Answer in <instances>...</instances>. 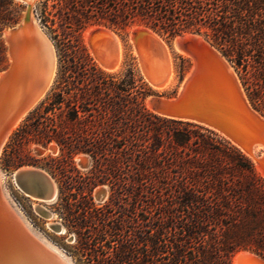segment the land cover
<instances>
[{"label":"trees","instance_id":"obj_1","mask_svg":"<svg viewBox=\"0 0 264 264\" xmlns=\"http://www.w3.org/2000/svg\"><path fill=\"white\" fill-rule=\"evenodd\" d=\"M17 14L13 0H0V36L17 21ZM40 17L44 24L58 22L57 27L48 28L55 37L62 36L57 41L63 62L61 82L95 83L90 93L74 95L68 119L95 124L101 118L111 121L105 125L98 121L94 126L99 128L87 137L76 136L69 145L95 156L116 143L117 137L123 141L121 157L128 168L122 171L118 186L124 198L133 200L134 217L125 219L124 228H112L108 238L104 230L92 236L97 245L93 251H102L96 263L231 264L238 250H250L264 259V179L251 162L235 147L216 143L203 133L173 130L169 136L175 149L172 154L178 156L177 148L190 154L175 157L178 173L168 180L159 178L157 158L165 151L161 134L152 130L136 134L138 118L161 120L144 111L143 85L133 94L134 80L128 71V80L114 85L112 96L103 100L100 77L80 41L81 30L93 24L124 29L141 22L167 37L201 33L256 77L253 96L264 102V0H42ZM4 61L0 39V69ZM61 101L58 93L44 108L51 110ZM119 120L124 131L114 134L110 129L118 127ZM132 166L136 171H131Z\"/></svg>","mask_w":264,"mask_h":264},{"label":"rangeland","instance_id":"obj_2","mask_svg":"<svg viewBox=\"0 0 264 264\" xmlns=\"http://www.w3.org/2000/svg\"><path fill=\"white\" fill-rule=\"evenodd\" d=\"M41 1L42 0H34L31 3V12L37 20L38 25L54 46L56 53L55 74L46 94L24 115L19 124L12 129L4 140L0 150V188L7 200L10 201L9 203L12 204L13 209L17 210V212H15L22 216L20 217L24 219V222L26 221L25 223L28 224L27 226H29L37 237L43 239L56 249L59 254L63 255L68 263L97 264V260L102 258V251H93V249H96L95 246L97 245L93 241L92 236L98 231L104 230L107 231L106 238H108L110 236L109 233L112 232V228H115V226L124 228L125 219H130L131 216L134 217L131 206L133 200L131 197L127 199L124 198L125 195L118 186V183L122 181V171H124V168H128L124 162L125 160L121 157V154H123V152H121V143L123 141H119L121 138L117 137L116 143H113V145L108 148L106 147L105 150H102L101 153H97L95 156L83 150L73 149L72 145H69L78 135L87 137V134L90 133L91 130H94L98 121L101 122L102 125L111 123V121L101 118L100 120H96L97 122L95 124V122H79L80 120L70 121L68 119L71 111L69 107L73 104L74 95L76 93L79 94L81 91L90 93L95 83L85 81L84 84H77L74 82L64 85V83L61 82L63 62L60 57V46L57 45V41L62 36L58 35L55 37L54 32L48 28V26L52 28L57 27L58 22L56 20L53 25L51 22L44 24L40 21ZM13 3L18 10L17 21L10 26H6L1 32L0 39L5 47V61L0 72L5 70L11 62L7 53V42L4 40L3 36L4 31L23 18L24 11L28 5L26 0H13ZM100 25L105 26L102 24H93L83 28L80 32V41L87 54L88 63L94 66L100 77L98 80L99 84L104 88V90L101 91L103 100L112 96L114 89H116L115 87H117L114 85H119L121 82H126L128 80V71H130L132 72L134 80L131 92L134 94L137 87L142 84L146 91L142 99V106L144 111L154 114L147 106V97L150 94H158L166 98L174 97L179 83L190 68V59L181 55H176V58H174L176 84L166 91L157 92L145 81L138 59L133 54V44L130 40V29L134 25L151 28L141 22H136L124 29L105 26L115 32L120 37L121 41H123L122 43L124 45V58L121 67L116 72L108 73L99 68L90 51L88 42H85L83 37V32L87 27ZM151 30L168 44H170L174 37H167L166 34H161L153 29ZM185 33L188 32L181 34ZM57 34H60L59 29H57ZM198 34L209 42L231 65L251 107L264 118V102L258 99V97L255 98L253 96V92L258 88L256 77L252 75L250 71L246 73L243 66L237 64L234 56L226 55L224 50L217 44H214L210 38L201 33ZM67 79L70 82L72 81L70 77ZM77 86L81 89L77 90ZM120 86L123 87L124 84ZM58 93H60L62 97L61 103L51 110H46L44 107L47 106L48 103L54 99V95ZM66 104H69V106L67 107ZM128 105H131V103ZM138 117L139 116H136V118ZM158 117L161 120H155L154 118H143L142 120L138 118L139 123H137L140 125L136 128V134H140L142 130L157 131L161 134V143L165 151L157 158L156 172L159 178L163 177L168 180L176 174L174 172L178 173L180 171L174 161L176 157L175 153L172 154L175 149L173 150L170 146L171 144H169V136L173 130L182 131L186 129L189 131H197L209 136L216 143L219 142L233 148L235 147L216 132L204 126L184 121H164V117ZM117 125L118 127L114 125V128L110 129L114 134H119V132L124 131V125L121 120L117 122ZM49 146L54 148L51 149ZM176 153L178 155L176 157L177 160L182 157L187 158L188 154H190L189 151H186V149L185 151L181 150V148H177ZM241 153L251 162L256 174L260 176L251 159L243 152ZM79 157L87 159V164L85 166L80 165ZM132 159H136V156L132 155ZM112 160L115 161L112 163ZM113 165L118 169H115ZM27 166L40 168L53 178L57 186V196L54 201H38L24 194L17 186L13 179V173L16 169ZM130 169L132 172L136 171L133 166ZM111 171H113V173H111ZM100 186L104 187L106 193L102 199H97L94 190ZM126 202H130V206L127 205ZM38 205L48 210L51 217L42 215L37 209ZM134 206L136 210H139L138 208L140 205L138 202H134ZM138 214L141 215L142 211H140V213L138 211ZM47 223H58L65 228L66 232L64 234H59L51 228L50 225L48 227ZM118 223L119 225H117ZM118 233L120 234V232L116 230L115 234Z\"/></svg>","mask_w":264,"mask_h":264},{"label":"water","instance_id":"obj_3","mask_svg":"<svg viewBox=\"0 0 264 264\" xmlns=\"http://www.w3.org/2000/svg\"><path fill=\"white\" fill-rule=\"evenodd\" d=\"M30 11L31 4H28L23 18L3 34L4 40L11 43L12 49L10 51L7 49V52L10 53L12 62L0 72V91L4 92L5 102L0 117V142L16 120L32 108L48 81V74L41 76L34 89L25 82L24 61L21 57H26L31 52L29 46L31 38L23 31V25L30 23ZM37 27L39 28L35 36L36 40L46 46L50 54L56 56L52 42L41 27ZM147 29L149 28L143 27L132 31L142 54L138 63L142 72L159 80L162 76V64L158 59L150 63L148 55L144 52V46L156 51L158 57L159 54L164 56V50L161 45L152 42ZM106 35L99 26H93L88 33L89 47L95 51L96 39ZM169 46L171 48L175 46L185 53L194 62V69L180 95L175 94L172 98H166L158 94H150L146 99L150 110L158 116L194 123L216 132L246 154L264 173V154L254 156L252 150L255 146L264 149V120L245 102L237 79L222 56L195 32L174 36ZM100 61L103 64H110V60L102 58ZM205 87L219 92L223 105L232 108L233 118L220 106L216 108L214 101L206 94ZM14 88L19 91L26 90L27 94L15 91ZM79 163L85 166L87 159L81 157ZM13 179L23 192L41 201H52L56 198V188L51 176L40 168L32 166L18 168L13 173ZM105 193L102 186L94 190L97 199H102ZM37 209L46 216L50 214L42 206H38ZM51 228L60 231L58 223H53ZM20 255L23 257L21 258ZM37 255L57 264H67L26 230L18 215L0 193V264H30V260L35 258L42 260V257ZM232 256L235 257L237 264H264V259L250 250H238Z\"/></svg>","mask_w":264,"mask_h":264},{"label":"bare ground","instance_id":"obj_4","mask_svg":"<svg viewBox=\"0 0 264 264\" xmlns=\"http://www.w3.org/2000/svg\"><path fill=\"white\" fill-rule=\"evenodd\" d=\"M33 1L34 0H26L27 4H31ZM37 26H39L37 23V20L34 18V16L32 15V12L30 11V23L28 22V23L23 25V31L25 32V34L27 36H30V38H31L30 43H29V46L31 48V52L28 54V56L21 57V59L24 61L25 82L29 87L34 89L36 86V82L39 80V78L41 76H45L48 74V81H47L46 87L44 88V90L42 91L41 95L38 97V100L35 103H37L46 94V92L50 88V85L52 83V80H53V77L55 74V68H56V56H55V54L54 55L50 54L48 48H46V46H44L41 42L37 41L35 38L37 31H38V28H39ZM99 27H100V29L104 30L107 35L106 36H100L99 38H97L95 41V44H94L95 51H93L92 48H90V51L92 52L98 66L101 70L108 72V73L116 72L121 67L122 62H123V58H124V45L122 43L123 41H121L120 37L115 32L110 30L109 28H106V27L101 26V25ZM138 28H143V27H139V26L134 25L130 29L131 30L130 40L133 44V54L137 57V59H139L142 54L139 51L138 46L136 44L138 42V40H135V38L132 35V31H134L135 29H138ZM91 29H92V27H87L83 32V37H84L85 42H87L88 33ZM147 31L151 36L152 42L155 45H161L163 50H164V56L159 54V57H158L156 54V51H152L149 48L144 46V52L146 55H148V59H149L150 63H152L155 59H158L161 62V64H162L161 65V70H162L161 75L162 76L158 80V79H155L153 77H150L149 75H147L144 72H142V74L144 76L145 81L148 83V85L153 90H155L157 92L166 91V90L172 88L176 84V70H175V65H174V58H176V55H181L183 57H187V55L185 53L181 52L180 50H178L175 46H173V48H171L169 46V44L165 40L160 38L155 32L151 31L150 29H147ZM6 33H7V31H4V34H6ZM7 46H8V49L10 51L12 49L11 43L7 42ZM7 53H8L9 60L12 62V59L10 57V53L9 52H7ZM102 58L106 59V60H110V64H103L100 61V59H102ZM222 58L227 63L229 70L234 73V75L237 79V82L240 86V89L242 91L244 100L249 105V107H251V105L248 101V98H247V96H246V94L242 88V85H241L235 71L233 70L231 65L226 61V59L223 56H222ZM190 62H191V65H190L188 72L184 75L183 79L181 80V82L179 83V85L177 87V91H176L177 95H180L182 93V91L184 90V86H185L188 78L192 74L193 69H194V65H193L194 62L192 60H190ZM12 90H13V88H12ZM14 90L18 91L22 94H27L26 90L19 91L18 89H15V88H14ZM204 90H205L206 94H208V96H210V98L214 101L216 108H217V106H220L221 109H223V111L225 113H227L231 118H233L232 108H230L229 106L225 107L223 105V103L221 102L220 94L218 91L213 90L209 87H205ZM3 100H4V92H2V90H1L0 91V117L2 116V110L4 109V106H5V102ZM33 106H32V108H33ZM147 106H148V104H147ZM26 113H24L22 116H20L16 120L15 124L6 132L4 138L0 142V150H1V147L4 143V140L7 137V135L12 131V129L15 126H17L19 124V122L21 121V119L24 117V115ZM257 114L260 116L261 119L264 120V118L258 112H257ZM49 148L53 149L54 147L49 146ZM252 150H253L254 156L264 154V149L260 148L258 146L253 147ZM80 158L81 157H79V159ZM255 168H256L257 172L259 173V175L264 178V173L261 171V169L256 165H255ZM51 179H52L54 186L56 188V196H57L56 183L52 177H51ZM0 182H1V176H0ZM0 193L4 197L7 204L10 206V208L14 212L15 211L17 212L16 209L15 210L13 209L12 204L9 203L10 201L7 200V198L5 197V194H3V192L1 191V188H0ZM24 194H26L27 196H31L25 192H24ZM31 197L38 200V201H41L38 198H35L33 196H31ZM52 201H54V200H52ZM52 201H45V202H52ZM42 202H44V201H42ZM38 206H40V205H38ZM41 213H42V215L46 216L43 212H41ZM17 215L20 218V220H21L23 226L26 228V230L28 232H30V234L35 236L38 240H40V242L43 243V245L46 247V249H48L49 251L58 255L67 264H70L63 257V255L59 254L56 251V249H54L52 246H50L48 243H46L43 239H40L39 237H37V235L29 228V226H27L28 224L25 223L26 221L24 222V219L21 218L22 216L19 215V213ZM49 216H50V214L47 215V217H49ZM47 219H49V218H47ZM47 225L49 227V225L51 226L52 224L47 223ZM59 226H60V231L58 230L57 232L59 234H64L66 232L65 228L63 226H61L60 224H59ZM37 256L42 257L41 255H37ZM20 257L22 258L23 256L20 255ZM231 263L237 264L234 256L231 259ZM30 264H57V263L52 262V261H48L46 259H43V257H42V260H39V258L38 259L35 258L34 260H30Z\"/></svg>","mask_w":264,"mask_h":264}]
</instances>
